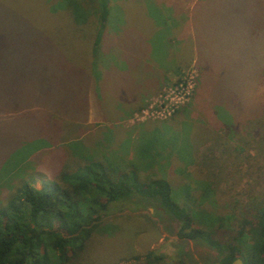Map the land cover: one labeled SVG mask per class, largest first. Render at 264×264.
I'll use <instances>...</instances> for the list:
<instances>
[{
	"label": "rangeland",
	"instance_id": "rangeland-1",
	"mask_svg": "<svg viewBox=\"0 0 264 264\" xmlns=\"http://www.w3.org/2000/svg\"><path fill=\"white\" fill-rule=\"evenodd\" d=\"M63 4L0 0V206L21 182L39 186L62 159L83 155L136 166L141 181L164 178L193 216L222 218L221 238L264 209V0H109L89 74L73 63L92 20L77 24ZM186 74L195 82L183 105L164 119L141 117ZM143 199L110 203L106 233L72 264H145L147 251L214 262V249L178 238L177 222Z\"/></svg>",
	"mask_w": 264,
	"mask_h": 264
},
{
	"label": "trees",
	"instance_id": "trees-1",
	"mask_svg": "<svg viewBox=\"0 0 264 264\" xmlns=\"http://www.w3.org/2000/svg\"><path fill=\"white\" fill-rule=\"evenodd\" d=\"M62 2L61 11L70 14L77 24L92 20L91 41L73 63L78 73L89 74L100 62L97 51L110 11L109 0ZM194 63L198 82L202 65L195 58ZM262 107L254 110L252 116ZM236 114H241V109ZM76 157L73 165L62 159L58 171L38 188L21 182L0 206V264L83 263L93 236L106 233L102 216L108 205L132 195L154 202L173 218L178 238L200 241L214 249L217 257L212 264H229L235 257L242 264H264V242L260 235L264 228L262 207L258 213L242 215L237 228L221 238L217 233L224 225L222 218L215 214L210 219L193 216L171 198L169 183L164 178L141 181L136 166H119L111 160L83 155ZM144 260L145 264H191L183 258L167 262L151 251L144 254Z\"/></svg>",
	"mask_w": 264,
	"mask_h": 264
},
{
	"label": "built area",
	"instance_id": "built-area-1",
	"mask_svg": "<svg viewBox=\"0 0 264 264\" xmlns=\"http://www.w3.org/2000/svg\"><path fill=\"white\" fill-rule=\"evenodd\" d=\"M195 79L186 74L163 88L156 97H152L147 105L140 109L141 117L148 119H164L174 113L189 98Z\"/></svg>",
	"mask_w": 264,
	"mask_h": 264
},
{
	"label": "crops",
	"instance_id": "crops-1",
	"mask_svg": "<svg viewBox=\"0 0 264 264\" xmlns=\"http://www.w3.org/2000/svg\"><path fill=\"white\" fill-rule=\"evenodd\" d=\"M150 94H152V93H150ZM150 94H148V95H150ZM148 95H146V96H148ZM146 96H144V97H146ZM144 97H142V98H144ZM141 103H142V102H141ZM36 170H37V171H40V170H41V172L43 171V169L40 168V167L37 168ZM9 173L12 174V173H13V169H10ZM43 173H45V172H43ZM6 177H8V174H7ZM47 178H49V177H48V174H47ZM28 183H29V182H28ZM29 184H30V183H29ZM0 185H2V179H0ZM30 185H31V184H30ZM39 186H40V185H39ZM39 186H34V185H33V187H36V188H38Z\"/></svg>",
	"mask_w": 264,
	"mask_h": 264
},
{
	"label": "water",
	"instance_id": "water-1",
	"mask_svg": "<svg viewBox=\"0 0 264 264\" xmlns=\"http://www.w3.org/2000/svg\"><path fill=\"white\" fill-rule=\"evenodd\" d=\"M229 264H242V261L239 257H235L234 259L231 260Z\"/></svg>",
	"mask_w": 264,
	"mask_h": 264
},
{
	"label": "flooded vegetation",
	"instance_id": "flooded-vegetation-1",
	"mask_svg": "<svg viewBox=\"0 0 264 264\" xmlns=\"http://www.w3.org/2000/svg\"><path fill=\"white\" fill-rule=\"evenodd\" d=\"M184 240H187V241H188V240H190V239H184Z\"/></svg>",
	"mask_w": 264,
	"mask_h": 264
}]
</instances>
